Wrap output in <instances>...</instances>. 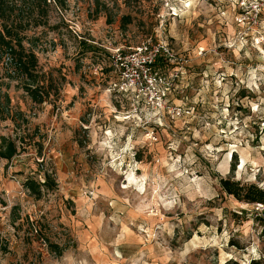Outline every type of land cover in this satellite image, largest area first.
Returning a JSON list of instances; mask_svg holds the SVG:
<instances>
[{"label": "rangeland", "instance_id": "obj_1", "mask_svg": "<svg viewBox=\"0 0 264 264\" xmlns=\"http://www.w3.org/2000/svg\"><path fill=\"white\" fill-rule=\"evenodd\" d=\"M236 13L232 0H66L26 32L49 96L33 103L0 64V138L17 146L0 159V264H264V209L219 184L264 190V25L239 39ZM147 40L184 61L172 101L189 116L112 90L115 51ZM27 180L48 184L35 197Z\"/></svg>", "mask_w": 264, "mask_h": 264}, {"label": "trees", "instance_id": "obj_2", "mask_svg": "<svg viewBox=\"0 0 264 264\" xmlns=\"http://www.w3.org/2000/svg\"><path fill=\"white\" fill-rule=\"evenodd\" d=\"M64 9L66 0H0V64L4 60L11 74L25 81L22 89L35 104H42L49 94L45 91L41 78L37 75V58L32 50L24 46L27 40L26 32L32 29L48 26V15L52 8ZM129 22L128 17H123ZM87 51L92 48L86 43L80 42ZM3 105H9L7 94L3 95ZM0 108L2 106L0 105ZM2 120L0 111V121ZM17 154V146L14 141L0 138V159L10 161ZM234 165H232V170ZM33 180H27L24 187L35 197L41 194V187L47 186ZM222 191L232 196L239 202L247 204H259L264 206V190L255 185L241 186L230 179L219 181ZM49 251L60 256L62 249L56 244H49ZM250 264H259L252 261Z\"/></svg>", "mask_w": 264, "mask_h": 264}, {"label": "built area", "instance_id": "obj_3", "mask_svg": "<svg viewBox=\"0 0 264 264\" xmlns=\"http://www.w3.org/2000/svg\"><path fill=\"white\" fill-rule=\"evenodd\" d=\"M232 1L237 10L234 23L242 31L238 33L239 39L264 25V0ZM110 63L116 79L111 83L112 90L127 96L132 106L141 103L160 119L177 120L190 115V108L174 105L172 101L175 79L182 74L178 65L182 66L184 61L168 43L147 40L123 53L117 49ZM163 64L171 66L173 75L163 74L160 67ZM255 208L260 210L264 206L256 204Z\"/></svg>", "mask_w": 264, "mask_h": 264}, {"label": "clouds", "instance_id": "obj_4", "mask_svg": "<svg viewBox=\"0 0 264 264\" xmlns=\"http://www.w3.org/2000/svg\"><path fill=\"white\" fill-rule=\"evenodd\" d=\"M262 187H264V185H262ZM141 191H143V189L141 188ZM173 202H175L174 200H173Z\"/></svg>", "mask_w": 264, "mask_h": 264}]
</instances>
